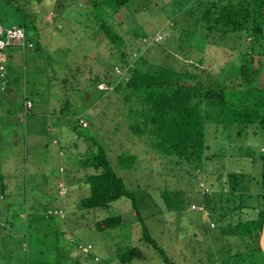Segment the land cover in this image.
I'll return each mask as SVG.
<instances>
[{"label": "rangeland", "instance_id": "374dc122", "mask_svg": "<svg viewBox=\"0 0 264 264\" xmlns=\"http://www.w3.org/2000/svg\"><path fill=\"white\" fill-rule=\"evenodd\" d=\"M173 1L151 0L150 3L145 2L142 5L143 1L139 0L131 8L123 7L114 14L113 19H110L113 21L116 31L126 41L123 50L127 52L126 61L127 64L129 62V67L140 65L143 60L140 57L147 56L146 60L149 63H142L141 66L146 69L157 68L154 56H161V51L149 47L150 41L145 37V34L150 35L157 32L155 41L164 46L166 43H163V34L160 32L165 28L167 22L180 17L181 24H185L186 12L190 3L179 8L178 3L176 6ZM68 6V3L57 0L53 6L48 5L49 10L46 13L37 7H34L31 13L33 20L37 21L40 27L41 34L32 35V40L36 44L42 42L43 47L47 49L41 51L37 48L24 49L19 46L7 49L9 56L8 81L11 85L13 84V87H19L21 110L25 107L24 102L27 97L34 105L31 109L26 110L25 108L24 112H21L20 120L15 127L19 129L20 135L16 137L17 143H13L17 148L7 155L10 148L5 141L10 140L11 136L8 127L2 126L7 117L2 114V108H0V174L5 172L2 161L8 155L10 158V154H12L15 159L18 156L14 153L19 155L22 151L23 155L28 156L23 175L17 176L22 185L14 184L11 195L8 198L6 196L0 198V222L2 224L0 236L3 234L16 235L11 230V226L7 225L5 219L9 214L8 208L17 207L14 205V200L20 198L23 202L30 204L21 208L19 213L21 218L18 219L17 224H20V227L23 224L27 228L29 237L35 238L30 239L31 246L34 247L32 252L37 254L35 259L32 257L33 253L27 242L24 241L20 244L21 251H29L27 255L32 258L31 264L54 263L55 259L51 253L54 246L53 239L51 237L48 239V236H45L48 239L47 244L42 247L43 242L40 237L45 233H51L50 231L54 230L56 226L64 229L66 233L64 244L69 245V251L73 254V257L65 259L61 264H76L77 260L82 264H126L119 262L118 251L131 246L133 243L132 232L134 239L137 240L136 243H140L137 245L142 246L147 255L146 260H136L132 264H167L161 254L142 238L143 231L137 221L136 214H134L131 200H117L110 208L99 209L97 212L94 211V214L88 213L87 215L85 209L78 206L80 196L90 191L89 186L85 183V176L92 170L83 169L81 162L90 143L82 137L75 145L74 142L78 136L68 124L70 121L83 118L87 128L93 124L90 127L91 133L106 145L116 171L124 178L127 186L138 192L141 199L146 201L140 205L151 234L165 248L168 256L174 262L179 263L177 259L181 253L186 252L189 255L194 252L198 253L199 250H191V253L187 251L193 248L189 244L188 249L187 244L192 243V240L195 239L194 233L197 234L195 241L201 243L207 233L215 231L210 227L212 221L206 215L212 212L208 210L212 202L220 198V193L216 194L219 191L215 181L219 178L216 175L217 167H225V171H237V164L233 163L229 153L231 154L234 149V151H239V155H243L247 154L248 149H252L253 152L259 154L262 134L259 137H243L244 144L235 149L232 146L237 142H232V139L228 138L227 132L226 136L225 133L211 128L208 134V142L211 144L210 152L222 149L224 154L217 156L218 160L214 161V165L206 166L209 167L205 171L206 174H197L198 172L195 171L193 175H189L186 165H176L170 158L155 153L143 140L130 133L124 117L126 110L122 102V95L114 92L113 88L109 89L105 83V78L112 79L119 74V78H122L127 75L126 70L129 67L125 71L117 67L124 60L120 50L112 49L113 46L109 40H105L98 21L89 20L82 14L87 12L90 17L92 16L89 0H81L77 5L66 8ZM162 6L165 7V10L161 8ZM78 11L81 13L78 14ZM161 12L171 13L170 18L168 17L166 20L165 15ZM0 23L10 26L19 22L18 20H8ZM29 29L31 30V27ZM163 32L165 31L163 30ZM196 39V37L190 38L191 44L189 45L187 42V45L181 49L179 48L181 40L174 38L172 42H167V47L172 44V47L169 48L178 50L180 52L179 60L183 62L185 57L193 58L185 61L186 63L190 62L191 65H194L192 61H197L202 57V64H199L200 66L197 68L208 69L209 72L214 73L213 75H216V72L220 73L216 77L217 79L220 77L221 81L229 78L232 71L239 74L238 69L243 60L251 62L248 57L240 56L239 48H232L234 47L232 42L230 43L233 45L228 46L215 45L214 38H212L211 43L206 44L205 49L200 52L198 48L201 46V42ZM247 41L249 43L251 37H248ZM141 42L144 44H142V53L137 50L139 45L141 46ZM184 52L188 54L185 55ZM174 58L177 59V56H167L165 61L160 62V65H170ZM258 58L262 59L263 56H258ZM176 66L180 70L182 69L179 62ZM209 75L213 77L212 74ZM66 78L67 84L65 83ZM233 79L229 78L223 81L226 83ZM260 80L264 85V75L260 76ZM96 84L97 87L94 88ZM97 89L106 91L101 97L99 96V100L93 97L98 95ZM10 98L8 93L0 92V103L3 106H5L4 102ZM31 105V102L27 103L29 108ZM262 139L264 142V138ZM63 147V152L66 155L60 156L58 151ZM93 148L95 151L97 150V147ZM123 152L138 154L136 166L123 168L120 165L118 156ZM67 158V166H59L60 162ZM241 159L244 160V163L240 162V164L242 163L241 168L249 170L248 163L244 158ZM8 165H12V163ZM18 166L21 167V164L18 163ZM58 168L61 175H55ZM207 173L213 174L207 176ZM44 177L48 178L47 184ZM69 179L73 182V189ZM240 181V184H243L246 180L241 179ZM61 182H66L67 188L71 187L68 194ZM83 182L86 185H83ZM251 186L254 187L253 184ZM254 188H257V185ZM150 193L156 198L154 202L149 201L151 200ZM48 194H51V199H53L52 207L63 210L64 223L60 224L61 218L54 214L48 217L42 216V218H38L36 214L32 215L31 209L35 208L34 211L37 214L50 209L46 201H35L36 198H46ZM214 196L215 198L218 196V198L214 199ZM10 203L11 205H9ZM202 207H206V211ZM118 211L130 212V214L132 212L131 216L134 219L132 231L131 228H117L101 233L96 228V222ZM16 232L21 233L19 229ZM78 241L83 245L92 243L94 249L83 252L80 246L76 247ZM3 247L0 237V249L4 251V255H0V264H6L8 260L7 248ZM13 248L11 244L8 251ZM9 253L7 252L8 255ZM47 256H49L50 262H44ZM96 256L99 257L97 260ZM11 264L16 263L12 262ZM239 264H243V260H239Z\"/></svg>", "mask_w": 264, "mask_h": 264}, {"label": "trees", "instance_id": "16d2710c", "mask_svg": "<svg viewBox=\"0 0 264 264\" xmlns=\"http://www.w3.org/2000/svg\"><path fill=\"white\" fill-rule=\"evenodd\" d=\"M56 1L0 0V22L18 20L19 23L14 25L25 28L27 41L31 43V46L27 45L25 48L45 50L47 48L43 47L42 42L36 44L32 40V35L41 34L40 27L37 21L33 20L31 13L34 7L41 8L46 13L49 10L48 5L53 6ZM62 1L68 3L71 8L81 0ZM138 1L89 0L92 16L90 17L87 12L82 13L89 20L98 21L105 40H109L113 46H111L112 49L120 50L124 60L116 65L122 71H125L129 67V62L127 64L126 61L127 52L123 50L126 41L116 31L113 21L110 19H113L114 14L118 13L123 7L131 8ZM142 1V5L145 2H151V0ZM173 2L176 6L179 5V8H183L190 3L186 12L185 24H181L180 17L167 22V25L163 29L165 32L163 30L160 32L163 34V43H166L164 46L155 41L157 32H153L150 35L145 34V37L150 41L149 47L156 48L159 52L161 51V56H154L157 64H153L157 68L146 69L142 67V63H149L146 60L147 56H142L140 57V59H143L141 64L129 67L126 70L127 75L119 78L120 74H117L118 76L112 79L109 77L105 78V83L109 89L113 88L114 92L122 95V102L126 110V113H124L125 121L130 133L134 137L143 140L155 153L170 158L174 164L186 165V171L189 175H193L195 171L198 172L197 174H206L205 171L209 168L206 166L214 165V161L218 160L217 156L224 154V150L222 151V149L210 152L211 144L208 142V134L211 128L225 133L226 136L228 133V138H231L232 142H237L232 146L235 149L244 144L243 137H259L262 134L264 138V85L260 82V76L264 75V0H174ZM148 3L147 5H150ZM69 6L66 8H69ZM161 8L165 10L164 6ZM79 13L81 12L78 11ZM161 13L164 14L163 12ZM166 13L168 12H165L164 18L167 20L168 17L170 18L171 13ZM30 27L31 30L29 29ZM193 37H196V40L201 42V46L198 48L200 52L214 38L215 45L228 46L234 43V47L232 48H239L240 56L243 58L248 57L249 60L251 59V62L243 60L238 69L239 74L232 71L229 77L234 78L232 81H226L225 83L224 81L229 78L221 81L220 77L218 80L216 75L220 73L216 72V75H213L214 73L209 72L208 69L197 68V66H200L199 64H202V57L198 58L197 61H192L194 65H191L189 64L190 62H185L188 59H193L185 57L188 53L184 52L185 55L183 56L185 59H183V62L179 60L180 52L169 48L172 47V44H169L167 47L168 41L172 42L174 38H177V40H181L179 48L183 49L187 45V42L189 45L191 44L192 40L190 41V38ZM248 37H251L249 43L247 41ZM142 44L141 42V46L139 45L137 49L139 52H141ZM247 48L249 49L247 50ZM167 56H177V59L174 58L170 65H160V62L165 61ZM183 56L181 57L184 58ZM256 56L257 58L258 56H263V58H258V60ZM178 62L181 64V70L176 66ZM209 74H212L213 77ZM66 82L67 78L65 79ZM96 87L97 84L94 88ZM8 88L9 86L2 92H6ZM96 91L98 95L93 97L97 100L106 92L99 89ZM27 99L29 98L27 97ZM29 102L32 104L31 107L29 108L26 104L22 110L23 112L25 108L29 110L33 107L32 101ZM118 103H121V101H118ZM67 108L69 109V107ZM84 121L83 118H78L72 122L70 121V124H68L75 135L78 136V139H75V145H77L82 137L90 143L89 148L85 152V157L82 160L80 159L83 169L92 170L91 173L85 176V183L89 186L90 191L80 196L78 206L85 209V214L87 215L88 213L94 214V211L97 212L99 209H108L117 200H131L134 214H136L137 221L140 223L143 231L142 238L161 254L167 264H173V259L168 256V253L160 245L159 241L153 237L143 217L140 204L143 201L146 203V201L141 199L138 192L131 190L127 186L124 178L116 171L106 145L101 143L91 133L90 127L93 124L87 128ZM8 144L10 152H13L17 148L13 144L14 149L11 146V142ZM94 146L97 147L96 151L93 148ZM63 150L64 147L59 149L60 156L66 155ZM67 153L69 154L68 151ZM14 155L18 157L14 159L12 154H10V158L8 156L2 161L5 172L0 174V198H4L5 196L8 198L11 195L14 184L22 185L21 180L17 176L21 177L23 175L22 172L24 171L28 156L23 155L22 151L21 154L17 155L14 153ZM229 155L233 163H236L237 167L239 165V168L237 171H225V167H217L216 175L219 178L215 179V181L219 191H222L216 192V194L220 193V198L217 201H213L212 199V205L208 209L212 212L207 213L206 216L212 222L218 224L224 223L226 227L238 228L241 243H244V247L240 244L233 245V248L237 249L234 255L238 260H243L245 264H264V250L260 242L264 227V148L259 150V154L253 152L252 149H248L247 154L243 155H239V151H234L233 149ZM118 158L123 168H133L138 162V154L136 153L123 152ZM241 158H244L248 163L249 170L241 168L242 163H244V160ZM241 161L242 163L240 164ZM9 163H12V165H8ZM18 163L21 164V167L18 166ZM67 163L68 158L60 162L59 166H67ZM57 174H62L59 168L55 175ZM210 174L213 173H207V176H210ZM73 178L71 179L73 180ZM44 179L47 184L48 178L44 177ZM241 179L246 180L243 183L245 185L255 183L260 190L242 189L244 186L240 184ZM68 181L72 184L73 189V182L70 179ZM65 184L66 182L62 183L63 187L65 186V192L68 194L71 187L68 184L70 188H67ZM86 184L83 182V185ZM50 195L48 194L46 198H36L35 200L46 201L50 209L46 212L44 211V213L42 211L40 214L35 213V208L31 209L32 215L36 214L38 218H42V216L48 217L54 214L61 218L60 224L64 223L65 215H63V210H57L55 207H52L51 202L53 199H51ZM150 195L151 200L149 201L154 202L156 198H154L152 193ZM216 198L214 196V199ZM255 201H258V203L254 205ZM245 202H248V206L245 205ZM14 205H17V207L11 206V208H8L9 214H7L5 220L16 235L3 234L0 236L3 248H7V252H10L9 255L6 252L8 257L6 264H11L12 262L16 264H31L30 260L32 258L29 257L30 255H27L29 251H21L20 244L24 241L27 242L32 252L34 247L31 246L30 239L35 238L29 237L27 228L23 224H21V227L20 224H17L18 219L21 218L19 216L21 208L27 207L30 204L29 202H23L19 198L14 200ZM202 208L206 211V207ZM247 208H250L251 214L250 219L245 222L242 219V212ZM252 212L255 213L253 217H251ZM131 215L132 212L130 214V212L118 211L115 214H110L108 217L98 220L96 228L101 233L117 228H131L132 231L134 219ZM1 225L0 222V227ZM18 229L21 233L16 232ZM50 232L43 234L40 239L43 242L42 247L47 244V240L50 237L53 239L54 246L51 253L55 259L54 263L61 264L65 259L73 257V254L69 251V245L64 244L66 234L64 229L56 226ZM161 234L163 233L161 232ZM221 234L223 236L222 240H224L225 235L224 233ZM45 236H48V239ZM136 241L132 232L133 243H131V246L118 251L120 263L132 264L136 260H146L145 249L137 245L140 243H136ZM11 244L14 248L8 251ZM79 244L83 245L82 242L78 241L76 242V247ZM89 245L90 249H94L92 243L83 246ZM224 245L229 244L224 243ZM3 252L0 249V255H4ZM34 254L35 252L32 257L35 259L37 254L35 256ZM95 259L97 260L98 257H95ZM48 261L49 256L45 258L44 262ZM37 263L40 264L39 262ZM76 264L82 263L77 260Z\"/></svg>", "mask_w": 264, "mask_h": 264}, {"label": "crops", "instance_id": "0c3cea01", "mask_svg": "<svg viewBox=\"0 0 264 264\" xmlns=\"http://www.w3.org/2000/svg\"><path fill=\"white\" fill-rule=\"evenodd\" d=\"M5 93H8L11 96V98L4 102L5 106H3V104L0 103V108H2V114L7 117V120L4 122V124H2V126L8 127L10 133L9 135L11 136L10 140L5 141L7 142L6 145L9 146L8 143L11 142V146L15 149L13 143H17L16 137L20 135L19 129H16L15 127L18 125V121L20 120L21 112L23 110V108L21 110V99H20L21 93L19 92V87H13V84L11 85L10 83H9V88ZM29 101L31 100L27 99L26 102H24V106ZM262 138L260 139L261 140V144L259 146L260 150L264 148V142ZM9 152L10 149L7 151L6 155L9 154ZM251 184H253L254 187L256 186L255 183H251ZM251 184H247V185L242 184V186H244L242 187V189H246V190L256 189V191L260 190V188L252 187ZM257 203L258 201H255L254 205ZM247 204L248 202L247 203L245 202L246 206H248ZM250 214H251L250 208L243 210L242 212L243 221L247 222L250 219ZM254 214L255 213L252 212L251 217H253ZM210 227L215 229V231L211 233H207L208 235L206 234V237L202 239L201 243H197L195 241V239H197L196 238L197 234L194 233L195 239L192 240V243L189 242L187 244L188 249H189V244H191L190 246L193 247L192 249L187 250L188 252L191 253V250H195V251L199 250L198 253L194 252L192 255L186 254V252L181 253L180 256L178 255L179 257L177 259L179 260V263L173 262V264H239V260L234 255L237 252V249L233 248V245L240 244L242 247H244L243 245L244 243H241V238L239 237L240 232L238 228L226 227L224 223L218 224L215 222H211ZM221 233H224L225 235L224 240H222L223 236ZM186 235L189 236V234ZM223 241L224 243L226 244L228 243L229 245H224V243H222ZM183 249H185V247H183ZM243 264L245 263L243 262Z\"/></svg>", "mask_w": 264, "mask_h": 264}, {"label": "built area", "instance_id": "2783aa9c", "mask_svg": "<svg viewBox=\"0 0 264 264\" xmlns=\"http://www.w3.org/2000/svg\"><path fill=\"white\" fill-rule=\"evenodd\" d=\"M31 43L27 41L25 28L13 25L5 26L0 24V91H4L9 86L8 82V52L7 49L12 46H19L25 48ZM83 252H88L91 248L89 246L79 245Z\"/></svg>", "mask_w": 264, "mask_h": 264}, {"label": "water", "instance_id": "95a60500", "mask_svg": "<svg viewBox=\"0 0 264 264\" xmlns=\"http://www.w3.org/2000/svg\"><path fill=\"white\" fill-rule=\"evenodd\" d=\"M261 247L264 250V227H263V233H262V238H261Z\"/></svg>", "mask_w": 264, "mask_h": 264}]
</instances>
